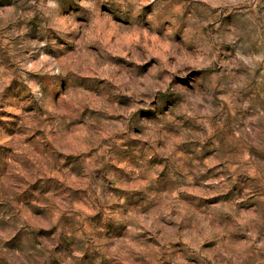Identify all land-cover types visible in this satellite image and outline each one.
<instances>
[{
    "label": "clouds",
    "instance_id": "9594fccd",
    "mask_svg": "<svg viewBox=\"0 0 264 264\" xmlns=\"http://www.w3.org/2000/svg\"><path fill=\"white\" fill-rule=\"evenodd\" d=\"M0 264H264V0H0Z\"/></svg>",
    "mask_w": 264,
    "mask_h": 264
}]
</instances>
